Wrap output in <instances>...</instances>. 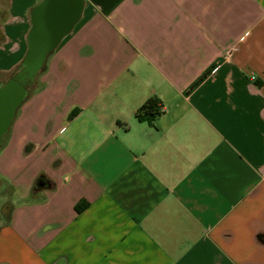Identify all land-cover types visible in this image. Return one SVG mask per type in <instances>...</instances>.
Returning <instances> with one entry per match:
<instances>
[{"label":"crops","instance_id":"0c3cea01","mask_svg":"<svg viewBox=\"0 0 264 264\" xmlns=\"http://www.w3.org/2000/svg\"><path fill=\"white\" fill-rule=\"evenodd\" d=\"M5 136L0 264H264V0H82Z\"/></svg>","mask_w":264,"mask_h":264},{"label":"water","instance_id":"95a60500","mask_svg":"<svg viewBox=\"0 0 264 264\" xmlns=\"http://www.w3.org/2000/svg\"><path fill=\"white\" fill-rule=\"evenodd\" d=\"M81 8L82 0H42L32 9L25 54L9 74L0 78V145L49 54L72 29Z\"/></svg>","mask_w":264,"mask_h":264},{"label":"trees","instance_id":"16d2710c","mask_svg":"<svg viewBox=\"0 0 264 264\" xmlns=\"http://www.w3.org/2000/svg\"><path fill=\"white\" fill-rule=\"evenodd\" d=\"M3 39V35L0 32V42ZM46 68L44 66L43 70ZM42 70V71H43ZM162 113V104L161 100L152 96L146 99L135 111V118L139 121H147L152 123L160 114ZM82 208L81 204L76 205V210L79 211ZM8 216V214H7Z\"/></svg>","mask_w":264,"mask_h":264},{"label":"rangeland","instance_id":"374dc122","mask_svg":"<svg viewBox=\"0 0 264 264\" xmlns=\"http://www.w3.org/2000/svg\"><path fill=\"white\" fill-rule=\"evenodd\" d=\"M36 85V84H35ZM7 134V133H6ZM5 134V135H6ZM4 135V136H5ZM4 136H3V138H4ZM7 136H5V138H6ZM3 140V139H2ZM10 205L11 204H0V216H4V217H6L7 216V214H8V212H9V207H10Z\"/></svg>","mask_w":264,"mask_h":264},{"label":"clouds","instance_id":"9594fccd","mask_svg":"<svg viewBox=\"0 0 264 264\" xmlns=\"http://www.w3.org/2000/svg\"><path fill=\"white\" fill-rule=\"evenodd\" d=\"M65 178H66V179H69L70 177H67V176H66Z\"/></svg>","mask_w":264,"mask_h":264},{"label":"built area","instance_id":"2783aa9c","mask_svg":"<svg viewBox=\"0 0 264 264\" xmlns=\"http://www.w3.org/2000/svg\"><path fill=\"white\" fill-rule=\"evenodd\" d=\"M252 78H254V76H251Z\"/></svg>","mask_w":264,"mask_h":264}]
</instances>
